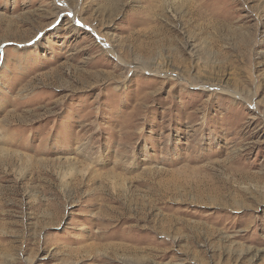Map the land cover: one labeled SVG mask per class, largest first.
<instances>
[{
    "label": "rangeland",
    "instance_id": "1",
    "mask_svg": "<svg viewBox=\"0 0 264 264\" xmlns=\"http://www.w3.org/2000/svg\"><path fill=\"white\" fill-rule=\"evenodd\" d=\"M0 264H264V0H0Z\"/></svg>",
    "mask_w": 264,
    "mask_h": 264
},
{
    "label": "bare ground",
    "instance_id": "2",
    "mask_svg": "<svg viewBox=\"0 0 264 264\" xmlns=\"http://www.w3.org/2000/svg\"><path fill=\"white\" fill-rule=\"evenodd\" d=\"M183 1V0H182Z\"/></svg>",
    "mask_w": 264,
    "mask_h": 264
}]
</instances>
